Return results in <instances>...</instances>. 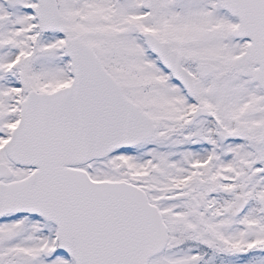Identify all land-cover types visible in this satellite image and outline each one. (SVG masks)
Listing matches in <instances>:
<instances>
[{
    "label": "snow or ice",
    "instance_id": "1",
    "mask_svg": "<svg viewBox=\"0 0 264 264\" xmlns=\"http://www.w3.org/2000/svg\"><path fill=\"white\" fill-rule=\"evenodd\" d=\"M0 264H264V0H0Z\"/></svg>",
    "mask_w": 264,
    "mask_h": 264
}]
</instances>
